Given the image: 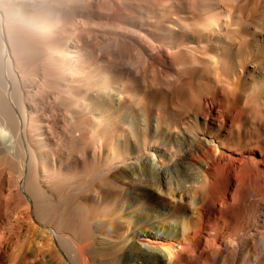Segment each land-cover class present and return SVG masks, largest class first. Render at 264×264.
<instances>
[{
	"label": "bare ground",
	"instance_id": "1",
	"mask_svg": "<svg viewBox=\"0 0 264 264\" xmlns=\"http://www.w3.org/2000/svg\"><path fill=\"white\" fill-rule=\"evenodd\" d=\"M0 264H264V0H0Z\"/></svg>",
	"mask_w": 264,
	"mask_h": 264
}]
</instances>
